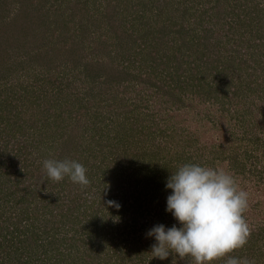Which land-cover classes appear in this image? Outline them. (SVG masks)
<instances>
[{"label":"rangeland","instance_id":"374dc122","mask_svg":"<svg viewBox=\"0 0 264 264\" xmlns=\"http://www.w3.org/2000/svg\"><path fill=\"white\" fill-rule=\"evenodd\" d=\"M83 1L0 0V39L5 43L0 55V109L4 113L0 123V186L3 190L9 177L3 190L6 199L14 191H18L16 200L30 197L28 206L35 213L31 214L32 223L38 229L43 226L41 214L46 209L54 208L55 217L61 208L63 218H68L58 232V237L63 232L69 235L65 233V243L59 246L68 257L66 261H62V255L52 260L37 258L36 252L43 248L31 247L30 239L20 243L21 257L36 260V264H83L84 259L97 261L99 249L106 261L110 258L105 255L108 248L98 245L91 231L95 222L107 225H103L105 230L127 222L131 232L122 234L125 242H130L126 237L133 236L136 226H141L140 234L161 223L180 227L171 213L160 211L162 204L152 202H163V185L170 174L167 167L184 164L190 154L195 163L232 173L249 194L244 217L250 227L264 228V130L259 129L264 114V84L253 83L263 79L264 68L252 57L244 63L233 62V49L242 35L239 17L233 23L235 16L223 15L217 24L219 29L213 24L219 47L203 40L191 49L182 48V63L178 59L166 63L165 58L158 57L163 45L159 50L141 39L132 42L130 36L133 46L128 61L118 52L112 53L120 50L125 38L111 26H116L117 20L115 9H108L109 0H97L104 13L97 15L96 35L103 31L101 38L105 40L98 43L95 38L94 44L95 34L77 35V24L81 27L86 22L78 7ZM163 1L154 2L153 12L146 13L148 25L153 24L152 17L161 8L167 7ZM198 2L190 0L187 8L196 12ZM78 42L84 46L90 42L96 47L92 52L102 50L105 55L95 62L89 75L83 70L84 64L80 69L68 61L73 58L71 47ZM202 48L208 54L198 59L197 51ZM186 51H192V56ZM127 62L131 73L137 74L132 82L130 75L123 74ZM223 67L229 71L227 76L218 72ZM213 90H226L229 95L222 102L220 95H212ZM15 111L17 117L12 116ZM190 132L193 141L187 145L185 138ZM233 152L244 163L240 167H232L229 162ZM50 158L82 163L90 185L81 189L67 177L60 182L47 179L42 161ZM75 194H79V204L72 201ZM12 200L9 198L10 205ZM108 200L118 202L119 209L109 207ZM260 201L253 210L251 206ZM149 208L151 211H147ZM139 212L138 222L125 221L129 216L138 217ZM72 218L79 222L74 224ZM58 219L64 221L61 215ZM67 226L78 227L77 232L68 231ZM262 235L251 244L256 264H264V229ZM13 241L18 242L17 237ZM225 258L214 263L224 264Z\"/></svg>","mask_w":264,"mask_h":264},{"label":"trees","instance_id":"16d2710c","mask_svg":"<svg viewBox=\"0 0 264 264\" xmlns=\"http://www.w3.org/2000/svg\"><path fill=\"white\" fill-rule=\"evenodd\" d=\"M156 1L157 0H115V1L109 0L108 1L109 2L108 9L109 10L115 9L114 10V13L116 14L115 19L117 20L116 26L115 25H111V26L116 30V33L120 37L125 38V40L121 42L122 50L120 48L119 51L116 52L112 51V53L117 55L118 52V54L123 57V60L130 61V57L132 55L131 48L133 46L129 40V37L131 36V41L133 40L137 42L138 39H141L143 42L148 43L149 46H154L159 50L162 48L161 46L163 45L162 53L158 55V57L161 59L165 58L167 60L165 61L166 63L176 59L180 60V63H182L184 60L182 59V57L179 56V53L182 51V48L191 49L193 46H195L198 43H201L203 40L209 41V44L212 46L216 44L219 47L220 42L215 40L216 28L219 29L217 27V24L220 22V19L223 15L228 16L232 14L233 16H235L233 23L235 22V18L239 17V20L241 22L240 30L242 34L241 37H239V40L236 41V45L234 46L233 49L234 50L233 58H232L233 62L235 61L237 63L240 62L244 63L250 57H252L254 59V62H257L259 65H261L264 68L263 66L264 65V2L263 1L260 2L257 0H225L224 2H221L222 0H198L199 1L198 8L196 12H194L191 10V8H187L190 0H164L163 2L167 4V7H163V9L161 8L157 15H155L156 14L155 12L153 14L155 15V17L154 16L152 17L153 24L148 25L145 19L147 20L148 17L147 15L149 11L153 12L151 10H153V6H154L153 3ZM97 2H98L97 0H91V1L86 0L83 1V4L81 6H78L80 8L81 16H83L81 19H83V21L86 20V22L81 24V27L80 25L77 24V28H78L77 35L86 36V37L88 36L90 37V35L92 34L96 35V27L98 26L97 15L104 13L100 11V9L98 8L99 4L97 6ZM93 4L96 5L95 9H92ZM110 4L114 5V8L111 7ZM100 24L107 25V22L106 23L101 22ZM213 24L216 26V28L214 27ZM151 28H153V31L151 30ZM128 30H130V34ZM103 33H104L103 31H99L96 37H93V40L96 38L95 39L96 42L101 43L103 40H105L101 38V35ZM126 33H128L129 36L128 35L126 36ZM0 35L3 36V33L1 31H0ZM95 40H94V44H95ZM1 43H2V39H0V55L3 52L1 45L5 44L4 41L3 44ZM145 45L147 46V44ZM94 47L95 46H92L90 42L85 46L82 45L81 42H78L77 44L74 43V46L71 47L72 50L70 52V56L71 57L73 56V58L68 61L73 62L74 65L80 69H82V64H84L85 68L83 70L87 71L86 75L91 74L89 72L91 71L93 65L96 66L97 63L95 62H98L99 60L105 58V55L103 54L102 50L100 51L95 50L96 52H98V55L94 56V53L96 52H92L91 50V48ZM186 52L190 56H192L193 54L192 51H186ZM197 52L200 53L198 59H201V57L208 54L204 48L200 49ZM95 57H97V61H95ZM82 59H85V63L82 62ZM88 60H92V61H88ZM76 63L78 64V66ZM128 65L129 62H127V65L124 66L123 74L125 73L126 75H130L131 77L128 79L129 82H132L134 81V78L136 77L135 75L137 74H132L127 67ZM220 71L222 75L224 74V76H227V74H229V71L226 72V68L224 67L219 69L218 72ZM171 74H173V72H171ZM174 74H176V72H174ZM215 74H220V73H215ZM221 74L219 77H222ZM212 76L215 77L214 73L212 74ZM190 77L188 76V81L190 80ZM206 79L207 78H205L204 80ZM253 83L255 85L264 84V77L260 81L257 79L253 80ZM219 91L221 92H216L213 90L212 95L216 97L220 95L221 101L224 102L223 101L224 97H228L229 94L227 93L226 90L223 91L219 90ZM17 115L18 113L16 111L12 114V116L14 117H17ZM262 116H263L262 125H261L262 128L259 127V129L264 130V114ZM2 117H4V113L2 109H0V123ZM29 125L31 126V123H29ZM214 126L215 125H213V127ZM9 129L10 128L4 127L3 130L4 131L6 130V132L7 131L10 132ZM1 131L2 130H0V135L2 133ZM185 141L187 142V145L191 144V141H193L191 132L188 133V135L185 138ZM212 152H216V151H213L212 149ZM194 158H196L195 155ZM192 159L193 156L192 154H190L187 156L185 160H183L184 161L183 163H195L194 161H192ZM240 160L241 158L239 157L238 153L233 152L229 155V162L231 163L232 167L234 165L236 167H240L241 165H243L244 163ZM201 164L204 165L205 163H201ZM178 166H179L178 164L174 166L173 165L168 166L167 170H169L171 174V172L176 171ZM5 180H6L5 184L8 185L9 177L8 179ZM166 181L163 185L164 187L163 202L157 201L155 199H153L152 202V203H158V205L162 204V206L160 207V211H163L164 212L163 214H169V212L166 211L167 196L171 193L170 189H166ZM5 184L3 185V190L4 188L8 187ZM3 190L2 187L0 186V264H36L34 263L36 262V260L34 261L29 258L25 259L21 257L22 255H20V253H22L20 243H25L26 239L32 240L30 241V243L28 242L29 244H31V247L43 248L42 251L38 249V251L36 252L37 258L40 259L45 257L46 260H52L54 259V257H56V255L58 256L62 255L63 257L62 261H66L68 257L62 252L59 246L60 244L65 243L64 240L69 235L66 232H63L62 237H58V232L62 231L60 230V227L66 226V223L68 222L67 216L66 218H63L62 216V215L65 216L64 213L62 214V209L60 208L58 210L59 214L55 213V217L52 216L54 208L46 209V211L42 212L41 221L43 222V226L40 227V229H42L41 232L40 229L36 228V226H34L32 223L33 220L31 218V214L35 215V213L30 208V206H28L30 197L28 196L26 198V196H22L16 200L18 196L17 195L18 191H14L11 194L8 193L6 199L5 192L3 194ZM78 197L79 194H75V198L72 199V201L76 202V204H79L80 201ZM9 198L11 200L13 199L12 205L9 204ZM133 198L134 200H138V196L137 197L133 196ZM5 201L7 202L8 206L5 205ZM141 204L142 202L139 203V205ZM260 204L261 201L254 204L253 207L251 206V208H253L254 210L256 207L260 206ZM148 210L151 211L150 208L147 209V211ZM139 213H138V217H134L132 219L129 216L125 218V221L127 220L130 222L131 220H133L134 223L138 222L141 217V212ZM163 214L160 213V217L163 218L164 217ZM59 215H61V218L64 219V221H60L58 219ZM120 215L122 216V214ZM73 221L71 222H73L74 224L79 222L78 218ZM22 222L24 223L22 224ZM103 225L105 224H102L101 222L92 223L91 231L94 230L95 232L94 236L97 239L96 243L98 245L102 246L103 244H106L105 247L108 249L105 252V255L109 254L108 257L110 258H107L106 261H103V259L100 257L102 251L96 248L97 252L95 257L97 258V261L91 263L90 261L88 262L84 259L83 264H88V263L89 264H194V261H192L191 258L180 259L178 256H174V255H170L165 260L153 258L150 252H151V245L155 243V239L154 237H148L146 233L143 234L137 233L138 228L141 226L134 227L132 230L133 236L131 238L126 237V241H130V242H125L123 240V238L125 237H123L122 234H125L126 232H131L128 231L129 226L127 225V222H125V224L121 226H117V224H113L112 227H110V229L108 228L106 230L103 228L104 227ZM105 226L107 227V225ZM118 227H123V228H118ZM65 228L68 229V231L74 230L75 232H77L76 229H78V227L74 229L68 226ZM251 229H252L251 235L246 245L243 248L236 249L233 251V252H240L239 254L234 255L235 257L246 256L250 259L252 258L255 259L254 257L255 253L254 251H251L253 247L251 246V244L254 242V239L258 238V236H260V238L263 236L262 232L264 228L260 229L259 226H251ZM36 231L39 233L37 234ZM117 231L120 233H118ZM65 233L67 234V236L65 235ZM40 234H42L41 238L39 237ZM15 237H17L18 239V242L16 243L13 241V238ZM143 237H145L146 239H144ZM108 243L109 246L107 247ZM248 243L250 245H248ZM62 261L54 262V264H68L65 262L62 263ZM214 262L216 261H213L212 264H215Z\"/></svg>","mask_w":264,"mask_h":264},{"label":"clouds","instance_id":"9594fccd","mask_svg":"<svg viewBox=\"0 0 264 264\" xmlns=\"http://www.w3.org/2000/svg\"><path fill=\"white\" fill-rule=\"evenodd\" d=\"M42 171L47 179L60 182L67 177L81 189L90 185L86 167L75 159H44ZM166 211L180 224L166 227L154 225L148 237L153 258H191L194 264H212L220 258L224 264H256L254 258L227 255L243 248L251 227L244 217L249 194L240 188L235 176L223 168L199 163H184L171 172L166 181ZM109 207L119 209L118 202L106 201Z\"/></svg>","mask_w":264,"mask_h":264}]
</instances>
